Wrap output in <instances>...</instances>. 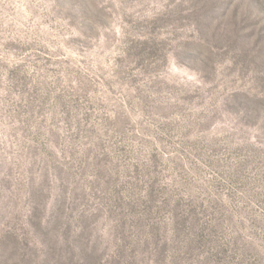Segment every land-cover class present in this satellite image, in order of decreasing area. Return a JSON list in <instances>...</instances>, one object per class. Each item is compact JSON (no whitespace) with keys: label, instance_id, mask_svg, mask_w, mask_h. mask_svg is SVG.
<instances>
[{"label":"rangeland","instance_id":"rangeland-1","mask_svg":"<svg viewBox=\"0 0 264 264\" xmlns=\"http://www.w3.org/2000/svg\"><path fill=\"white\" fill-rule=\"evenodd\" d=\"M0 264H264V0H0Z\"/></svg>","mask_w":264,"mask_h":264}]
</instances>
